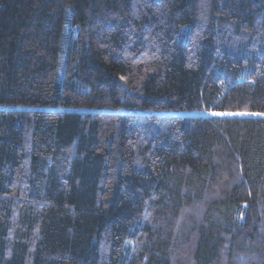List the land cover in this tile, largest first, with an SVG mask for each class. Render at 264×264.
I'll return each instance as SVG.
<instances>
[{"label":"trees","instance_id":"obj_1","mask_svg":"<svg viewBox=\"0 0 264 264\" xmlns=\"http://www.w3.org/2000/svg\"><path fill=\"white\" fill-rule=\"evenodd\" d=\"M0 264H264V0H0Z\"/></svg>","mask_w":264,"mask_h":264},{"label":"rangeland","instance_id":"obj_2","mask_svg":"<svg viewBox=\"0 0 264 264\" xmlns=\"http://www.w3.org/2000/svg\"><path fill=\"white\" fill-rule=\"evenodd\" d=\"M64 57H61V61H60V66H59V73L62 75L63 74V70H64ZM67 109L69 110H84L82 108H71V107H68ZM186 114V113H185ZM191 115H196V114H213L211 112H198V111H192L191 113H189Z\"/></svg>","mask_w":264,"mask_h":264}]
</instances>
